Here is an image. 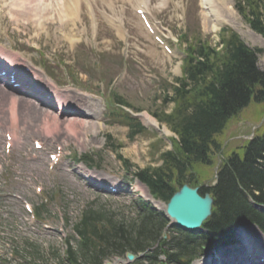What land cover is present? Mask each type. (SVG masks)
<instances>
[{
    "label": "rangeland",
    "instance_id": "1",
    "mask_svg": "<svg viewBox=\"0 0 264 264\" xmlns=\"http://www.w3.org/2000/svg\"><path fill=\"white\" fill-rule=\"evenodd\" d=\"M169 2L152 0L147 8L145 3L139 7L124 0H82L78 11L67 15L66 0H0V62L20 68L22 74L47 88L85 97L96 105L92 115H97L91 119L83 102L73 103L70 109L76 118L69 119L96 126L88 131L78 126L72 133L58 109L48 112L47 107L25 99L42 115L59 114L51 124L50 118L46 124L43 118L25 117L19 104L12 111L11 94L2 88L8 94L0 100V264H69L67 242L77 245L74 227L86 212L97 213L104 220L130 223L136 218L138 200L156 207L149 190L133 174L160 166L161 154L171 149L174 133L153 114H169L174 107L165 99L169 86L182 78L183 50L187 47L182 40L186 36L189 41L202 39L217 47L222 30L233 31L251 48L263 50L258 67L264 71V44L250 35L254 31L236 11L234 0H227L235 12L233 25H219L216 12L203 0ZM139 8L147 13L170 51L149 34L137 13ZM8 56L16 61L8 63ZM117 100L139 110L131 114L150 116L160 130L147 127L138 118L147 132L130 139L129 128L117 117ZM78 106L83 107L84 115L73 109ZM263 113V106L252 102L230 122L220 138L222 149L215 156V166L195 168L204 186L214 185L217 167L226 156L255 136L264 123ZM43 124L50 125L49 134ZM7 134L14 139L10 153L5 148ZM35 142L43 149H37ZM59 153L62 158L53 167L50 156ZM83 155L92 158L91 166L75 161ZM120 157L131 164L129 170ZM129 180H133L132 187ZM110 185L119 188L115 196L108 191ZM26 204L35 217L26 210ZM160 205L165 207L162 202ZM239 233H245L248 241H241ZM235 241L199 263L231 264L233 258H241L239 251L246 252L251 246L261 249L257 252L264 251V234L255 226L240 228ZM228 250L233 252L226 256ZM138 262L129 263L125 257L110 261Z\"/></svg>",
    "mask_w": 264,
    "mask_h": 264
},
{
    "label": "trees",
    "instance_id": "2",
    "mask_svg": "<svg viewBox=\"0 0 264 264\" xmlns=\"http://www.w3.org/2000/svg\"><path fill=\"white\" fill-rule=\"evenodd\" d=\"M234 2L236 11L264 38V0ZM220 39L217 47L202 39L189 41L186 36L182 40L187 45L182 78L169 86L165 99L174 107L169 114H153L176 136L171 139L172 149L161 154L160 166L137 170L133 177L147 187L153 199L166 204L185 184L201 186L203 195L214 197L212 218L204 225L207 233L167 231L165 214L141 200L130 223L104 220L89 211L74 227L78 238L77 245L66 252L69 264H104L148 249L153 250L137 264H191L200 252L232 243L241 226L255 224L264 232V214L250 203L264 205V123L252 139L226 156L214 185L206 187L196 177L195 168L215 166V156L222 149L220 138L230 122L252 102L264 109V71L258 67L263 50L250 48L228 29L222 30ZM116 105L120 109L117 117L129 128L130 139L147 132L126 111L131 106L123 100ZM120 160L129 170L131 164ZM77 161L91 166L92 158L84 155Z\"/></svg>",
    "mask_w": 264,
    "mask_h": 264
},
{
    "label": "bare ground",
    "instance_id": "3",
    "mask_svg": "<svg viewBox=\"0 0 264 264\" xmlns=\"http://www.w3.org/2000/svg\"><path fill=\"white\" fill-rule=\"evenodd\" d=\"M19 1H21V0H19ZM124 1L129 2L131 4L136 3V5L138 4L139 7H141L143 5V3H145L144 0H124ZM149 1H150V3L152 2V0H148V3H145L147 8L149 7ZM168 1L173 3L174 0L173 1L172 0H168ZM203 1H204L205 5L209 6L210 9L212 8L211 10H214L216 12L215 18L218 17L219 25L220 24H232L233 23L232 16H235V12L233 11L230 3H228L227 0H206L207 2H205V0H203ZM81 2H82V0H66L67 5H65V8H64L65 13L67 15L75 14L78 11V4L81 3ZM165 6H167L166 5V1L164 2V7ZM220 8L222 10H227V12L229 11V13L226 14V15L221 14L222 11H221ZM139 9H141V8H139ZM175 9L178 10L177 7ZM216 20H217V18H216ZM214 29H216V27H214ZM250 35L254 36L255 38H257L260 42H262L264 44V39L260 35L254 34V32L252 33V31L250 32ZM0 51L2 52V50H0ZM8 61H9L8 63H12V61H16V59H14V57H12V56H8ZM0 66L2 68H4V69H9L10 71L16 70V68H11V67H9V65L7 63H4V62H0ZM5 71H7V70H5ZM14 75L18 79H20L21 81H25L24 80L25 79L24 75L19 74V73H16ZM8 82L9 81H7L6 83H1L3 85L0 84V100L3 101L6 98V95L8 93L11 94V96L8 97V99L11 101V103L13 105L12 109H11L12 111H15L17 108L14 107V106L16 104H19L20 111H21V113L23 115H25V117H29L32 120H34V119L35 120H37V119H39V120L41 119L42 120V118H43L42 121L45 122V123L47 122L46 121L47 118H50L51 119L50 124L52 122H54V121H57L56 117L58 118L59 114H55L54 113L56 116H50V115L44 113L42 115V112L40 110H38V108H36V106L34 105V104H36L38 107L41 106L42 108H46L47 107L48 108V112H50L49 110H51L50 107L52 106L51 103L47 102L50 105V107H49L48 104L41 103V104L45 105L46 106L45 107V106L41 105L40 102L37 99L34 98V96H29V94L27 96H25V97H18L15 94L17 92L16 89H14L13 87H11V88L9 87V89H11L10 91H13V93H10V91H7L6 87H4V86L8 85ZM33 85H35V87H39L40 91L42 93L49 92V93H51V95L54 96V98L56 99L57 107L61 111V113H62L64 118H66V119H69V118H72V117L76 118L75 117L76 115L73 114L74 111L70 109V107H72V104L75 103V102H78L80 104H81V102H83L82 105H85L88 108L89 114H91V119H95L96 118V116H97L96 114L92 115L93 113H96V112H94V110L96 108V105L94 103H92L91 101H88L85 97L78 96L79 97L78 98L77 96H68V95H65L64 93H62L59 90H56L54 88L53 89L47 88L46 86H44L40 82H34L33 81ZM2 88L8 93L4 92ZM65 93H67V92H65ZM17 95H19V94L17 93ZM18 98H22V99H18ZM25 99L29 100L30 102H33L34 104H31L30 102H28ZM10 107H11V104H10ZM73 109L75 110V112H79V111H82V110L85 111L83 109V107H81V106L75 107ZM139 118H141L143 120V122L146 124L147 127L159 130L158 124L150 116L145 115V114H141V115H139ZM66 119H65V122H67L66 129L68 131L72 132V133L75 132L73 129H76V128L79 129V127H82V126H83L82 130H84V131H86V130L88 131L91 128L93 129L96 126L95 123H87L85 121L82 122V121H77V120H73V119H69V120H66ZM80 119H83V118H80ZM46 124H43L44 127H45L44 128V132L49 134L50 133V125H46ZM65 124L66 123H64V125ZM86 125H89V127H87ZM13 141H14V139H13ZM157 208H160L161 210L164 209V207L160 206V205H158ZM239 236L242 238L241 241H243V242L248 241V237H247V235L245 233H241V234L239 233ZM250 240H249V242H250ZM252 251L253 250L250 247L247 248L246 252L239 251L240 255H242L241 258L239 260H237L236 263H232V264H259L260 262H256L255 261V259L259 260V258L253 257V256L250 257ZM232 252L233 251H229L228 250L227 253H226V256L230 255ZM198 263L199 262H196L194 264H198ZM201 263H199V264H201ZM206 263L204 262L203 264H206Z\"/></svg>",
    "mask_w": 264,
    "mask_h": 264
},
{
    "label": "water",
    "instance_id": "4",
    "mask_svg": "<svg viewBox=\"0 0 264 264\" xmlns=\"http://www.w3.org/2000/svg\"><path fill=\"white\" fill-rule=\"evenodd\" d=\"M214 198L210 194L202 196L199 188L184 185L166 205V216L172 225L190 232H199L212 216ZM133 261L135 256L127 254Z\"/></svg>",
    "mask_w": 264,
    "mask_h": 264
}]
</instances>
